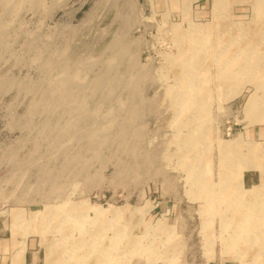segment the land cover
<instances>
[{"label":"rangeland","instance_id":"obj_1","mask_svg":"<svg viewBox=\"0 0 264 264\" xmlns=\"http://www.w3.org/2000/svg\"><path fill=\"white\" fill-rule=\"evenodd\" d=\"M24 256L264 264V0H0V257Z\"/></svg>","mask_w":264,"mask_h":264},{"label":"crops","instance_id":"obj_2","mask_svg":"<svg viewBox=\"0 0 264 264\" xmlns=\"http://www.w3.org/2000/svg\"><path fill=\"white\" fill-rule=\"evenodd\" d=\"M253 178L246 173L243 177V184L248 185L252 183ZM0 264H27L34 260H37L36 257L28 259L26 256L22 257L20 260H2L3 257H0ZM69 264H86V260H69Z\"/></svg>","mask_w":264,"mask_h":264}]
</instances>
